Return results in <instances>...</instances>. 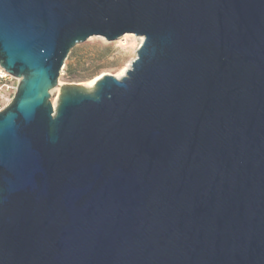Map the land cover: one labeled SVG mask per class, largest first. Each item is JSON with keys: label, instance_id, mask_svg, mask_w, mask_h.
<instances>
[{"label": "water", "instance_id": "1", "mask_svg": "<svg viewBox=\"0 0 264 264\" xmlns=\"http://www.w3.org/2000/svg\"><path fill=\"white\" fill-rule=\"evenodd\" d=\"M122 78L51 91L91 36ZM0 264H264V0H0Z\"/></svg>", "mask_w": 264, "mask_h": 264}, {"label": "rangeland", "instance_id": "2", "mask_svg": "<svg viewBox=\"0 0 264 264\" xmlns=\"http://www.w3.org/2000/svg\"><path fill=\"white\" fill-rule=\"evenodd\" d=\"M141 37L134 33H127L119 39L108 41L104 36L95 35L75 45L65 61L59 76V84L51 91L53 104L58 103L63 85H79L87 91H92L95 87L92 82L95 79L105 74L117 76L122 69L126 67L130 69L137 57V50L143 43ZM13 84L17 86L18 81H13ZM14 94L3 89L0 98L3 103H6L10 95V101L13 99Z\"/></svg>", "mask_w": 264, "mask_h": 264}, {"label": "built area", "instance_id": "3", "mask_svg": "<svg viewBox=\"0 0 264 264\" xmlns=\"http://www.w3.org/2000/svg\"><path fill=\"white\" fill-rule=\"evenodd\" d=\"M13 81L14 82L18 81V83H19V80L17 78H15L14 76H12L8 71H6L2 67V65L0 64V94H1V91L3 89H5L7 91H10L11 94L13 92L16 93L18 85L17 86L14 85ZM10 99H11V95H10L9 100L6 103H3L1 98H0V111L4 110V108L11 102Z\"/></svg>", "mask_w": 264, "mask_h": 264}, {"label": "bare ground", "instance_id": "4", "mask_svg": "<svg viewBox=\"0 0 264 264\" xmlns=\"http://www.w3.org/2000/svg\"><path fill=\"white\" fill-rule=\"evenodd\" d=\"M127 36H131V35H127ZM141 39H142V41L144 40V38L143 37H141ZM141 41V42H142ZM127 68V67H126ZM122 69L121 71H120V73H119V75H117L116 77H118V78H122L125 74H126V72H127V70L128 69ZM98 79H95L93 82H92V85H94L95 84V82L97 81ZM56 105L57 104H54V106L56 107Z\"/></svg>", "mask_w": 264, "mask_h": 264}]
</instances>
